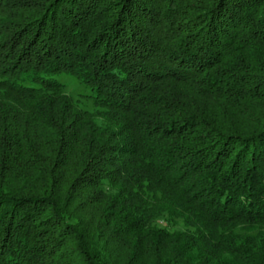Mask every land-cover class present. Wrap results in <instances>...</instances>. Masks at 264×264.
I'll list each match as a JSON object with an SVG mask.
<instances>
[{
	"label": "trees",
	"instance_id": "obj_1",
	"mask_svg": "<svg viewBox=\"0 0 264 264\" xmlns=\"http://www.w3.org/2000/svg\"><path fill=\"white\" fill-rule=\"evenodd\" d=\"M0 264H264V0H0Z\"/></svg>",
	"mask_w": 264,
	"mask_h": 264
},
{
	"label": "rangeland",
	"instance_id": "obj_2",
	"mask_svg": "<svg viewBox=\"0 0 264 264\" xmlns=\"http://www.w3.org/2000/svg\"><path fill=\"white\" fill-rule=\"evenodd\" d=\"M51 77L63 84L65 92L73 99L78 100L82 108L86 110L93 109V93L88 86L66 73H60Z\"/></svg>",
	"mask_w": 264,
	"mask_h": 264
}]
</instances>
